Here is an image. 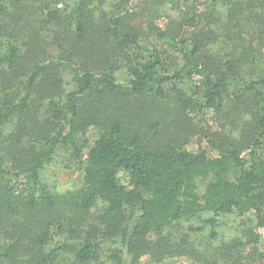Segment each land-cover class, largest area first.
Segmentation results:
<instances>
[{
	"label": "trees",
	"instance_id": "trees-1",
	"mask_svg": "<svg viewBox=\"0 0 264 264\" xmlns=\"http://www.w3.org/2000/svg\"><path fill=\"white\" fill-rule=\"evenodd\" d=\"M144 259L264 264V0H0V264Z\"/></svg>",
	"mask_w": 264,
	"mask_h": 264
},
{
	"label": "rangeland",
	"instance_id": "rangeland-1",
	"mask_svg": "<svg viewBox=\"0 0 264 264\" xmlns=\"http://www.w3.org/2000/svg\"><path fill=\"white\" fill-rule=\"evenodd\" d=\"M120 78H122L123 81L127 79L125 74L120 75ZM64 159L66 157H61L57 159V161L53 162L47 169L46 174L44 175V180L47 183V185L51 189H57L59 192H65L68 190H73L76 186L79 185L81 181V174L78 170V166L68 164L67 162H64ZM201 221L194 220V221H183L181 223L180 230L186 231L189 229V227L193 226V228H198L202 226ZM220 227H219V237L212 242V245H209L210 247L214 248L215 246H219L222 243L223 244H234L236 242L245 243L248 241V239L242 235L241 231H244L243 227L241 226V222L239 219H237L236 216H231L229 218H221L220 221ZM209 231L206 229L203 234H201V237H207ZM196 237V236H194ZM192 244L194 246L200 247L202 250L205 248V241H200L198 238H195L192 241ZM222 246V245H221ZM220 247V246H219ZM247 247L245 248L243 254L247 252ZM215 252V251H214ZM203 256L207 259L213 258L212 252L205 251ZM222 261V260H217ZM175 264H191L187 260H179L175 259L173 262ZM142 264H147V259H144ZM242 264H249L246 260L242 261Z\"/></svg>",
	"mask_w": 264,
	"mask_h": 264
}]
</instances>
